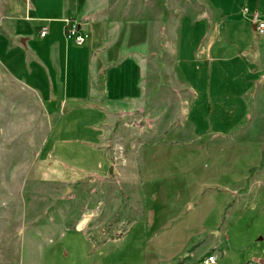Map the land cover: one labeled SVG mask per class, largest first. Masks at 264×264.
<instances>
[{
  "label": "rangeland",
  "instance_id": "obj_1",
  "mask_svg": "<svg viewBox=\"0 0 264 264\" xmlns=\"http://www.w3.org/2000/svg\"><path fill=\"white\" fill-rule=\"evenodd\" d=\"M190 1L76 0V15L105 10L108 41L99 44L117 53L109 65L124 69L109 75L95 60L85 74L78 58L89 43L75 45L64 23L44 18L56 17L62 0L11 4L10 13L24 6L27 19H10L7 41L26 38L43 62L26 70V86L3 70L7 56L0 63V95L8 93L0 98V264H203L213 251L216 264H249L264 255V103L257 109L242 95L243 64L229 71V86L224 64L209 69L213 47L199 58L201 31L213 28L189 16ZM216 1L229 11L216 27L232 57L249 39L239 36L244 16L233 0ZM263 35L252 34V45ZM134 58L143 63L140 100L127 71ZM170 66L176 73L165 72ZM121 73L126 95L98 93L100 77ZM213 79L218 97L208 94ZM189 88L196 101L188 104ZM257 90L264 96V84Z\"/></svg>",
  "mask_w": 264,
  "mask_h": 264
},
{
  "label": "crops",
  "instance_id": "obj_2",
  "mask_svg": "<svg viewBox=\"0 0 264 264\" xmlns=\"http://www.w3.org/2000/svg\"><path fill=\"white\" fill-rule=\"evenodd\" d=\"M14 1L15 0H3L2 2H0V63L3 62V60L5 59V56H7L6 57L7 58L6 59L7 68H3V70H5L7 75H9V77L13 81L23 82L22 84H24L26 86V70H29L30 65H32V64L40 65L43 62V59L41 57V54L37 52L38 50L29 49V48L26 49V41H27L26 38L24 39V44L19 42V39H13L14 42H11V43L9 41H7V36L10 32V31H7L8 26L11 27V25H12L11 22H9L10 19L15 17V16L17 17V16L23 15V14L25 15L23 17V19H27L26 8L24 6L21 9H19V11H17V9H15L13 12L10 13L9 8ZM106 1L109 2V0H106ZM75 3H76V0H62V4L60 6L61 8H60V11L58 12V15L56 17L49 16V17H44V18H47V20L58 19L62 23H64V35H65V22L63 20L67 17L77 19L81 23V27H80L81 30H83L82 27L84 25L87 27L89 26L88 30L86 32L88 34V38L90 37L89 40L87 38L88 41H86V43H89V45H88L87 49L84 50L78 58L79 62H81L83 65V69L85 71V74H87V72L89 70L93 71V65L90 69L91 60L92 61L95 60L96 67H97L100 75L118 74L119 71L124 70L122 68V65L121 66L119 65L121 63H118L117 66H115V67H111L109 65L110 64L109 62L111 60L115 59L114 57L117 55V53L111 54L112 52H115V50H112L110 48H106L105 46H102V44H99L101 42L108 41L105 26L103 25V22L106 23V20L103 19V22H102L99 19V17H103L105 15V10L102 13H100L97 9L95 12H93L91 14L76 15L75 13H73V11H71V9H72L71 7H74ZM114 3L110 4L109 9H108V13H109L111 6L115 5ZM232 3H234L235 6L240 5V8H241V14L240 15L242 17L244 16V19L239 21L241 23V25L239 26L240 27L239 36L242 39H247V38H249V39L246 42V44L244 45V49L242 51H240L238 54H236L232 57H229V55H226V53H225V50L227 49V43L226 42L222 43V40L220 42V35L218 34L219 33V26L216 27V24L219 22V20H222V22L224 23V20L228 19V16H226V14H228L229 11L224 9L223 5H221L220 3H217L216 0H192V1H190V6L188 9L189 16L197 14L200 21H202V22L205 21L203 23H206V21L208 19H210L211 23H212V28H213V31L211 33L209 31L210 29L201 31L198 49H199V46L202 48V54L201 53L199 54V58H201L203 56V54L207 55L206 49L208 47H213L215 57H214L212 64H211L209 69L212 71L214 65H216V67L218 68L219 64L222 63L225 65L227 76L229 75L228 74L229 71H231L232 69H234L235 71L238 69L236 67V65H238L239 63L243 64L242 70H243V73L247 75V80H248L249 84L248 85H245V83L242 84V86L245 87L242 95L246 97L249 94L248 97L249 98L251 97L250 99L253 100L252 102L256 103V104L258 103V106H256V108L260 109V104L262 102L264 103V96H263V93L261 92V90H257V89L261 86V84H264V76H262V75H264V51H262V48L264 47V38L260 43L257 42V43L252 45L251 37H252V34L257 35L258 38L261 36V34H259L257 32L256 26H257L258 22H262V21L264 22V0H233ZM108 5H109V3H108ZM185 5H186V3H185ZM185 5H183V6H185ZM103 6H105L104 3H102L99 7H103ZM15 8H18V6L15 5ZM242 8H247V10H248L247 14H245V15L243 14ZM96 12L99 14H96ZM36 18H39V17H36ZM15 27L17 30V28H18L17 25H15ZM41 27H46V26H41ZM46 28L49 31V28L48 27H46ZM37 30H38V28H37ZM16 34L21 36V34L18 32H16ZM209 34H210V36H208ZM47 35H48V33H47ZM174 35L175 34L173 32L171 33L168 31L167 38H169L168 39L169 43L170 42H172V43L170 46L168 45L165 47L166 48L165 50H167V54L169 51L172 52V50H169L170 48H172L174 50V45H173L174 44V41H173ZM177 35L179 36V38H182V36H184V33L178 32ZM178 36H176V39L178 38ZM157 37H159V36L157 35ZM205 38H209L211 40H206ZM96 39H98V41ZM132 43L134 44V42H132ZM220 43H221V45H218ZM19 45L23 46L24 49L22 50L21 48H19ZM198 49H197V51H198ZM177 50L180 51V48L177 47ZM96 51H98V52H96ZM138 52L139 51L134 52V54L138 55L139 54ZM103 53L106 56H103ZM242 53L245 54L246 58H242L240 56V55H242ZM57 55H59L58 49H53L52 53H51L50 60L52 61V63L54 65L60 66L61 64L59 63V58ZM190 57H191V55H190ZM69 59H70V57L68 54V48L65 46V53H64L63 61L65 63L64 67L66 70H68L67 66L69 64L68 63ZM135 61L137 62L136 58H134V61L133 60L130 61L131 64L130 65L128 64L129 69H127V71L131 70L130 84L134 83V86H135L134 96L136 97V100H140V99H143L145 92H144V88L143 89L141 88L140 93L138 92V90L136 89V82H137V78H139L142 74V67H140V64L142 65L143 63L138 62L139 65L138 64L136 65L134 63ZM16 63L21 65V67H22L21 70H16V67L14 66ZM171 64H173V63H171ZM110 69H113V70H110ZM166 71H174L175 72V67L170 66V68H165V72ZM235 71H233V72H235ZM125 78H126V76L124 74L122 75V73L117 75V77H114L113 82H112V79H110L109 77L108 78L100 77L97 81L98 93H100L101 95H107V96L117 95L118 97L126 95L127 93H126L125 89L124 90H120V89L118 90V86H119V88L124 87L123 80H125ZM208 78L210 79V75ZM85 79H86V76H85ZM228 79H229L228 85L230 86V85H232V82H231L229 76H228ZM21 80H23V81H21ZM205 80L207 81V77ZM215 80L216 79H213V81L211 82V84L214 83V85H212L210 87V89H212V90L210 92H208V94H211L214 96L216 95L218 97V94L220 92L216 91V88H217L216 81L218 83H219V81L218 80L215 81ZM141 82L139 83V85L141 84ZM37 84H39V82H37L36 85ZM208 86H210V85L208 84L207 87ZM114 87H116L117 89H114ZM252 87H253V89L256 88V90L250 91V93H248L247 90L249 88H252ZM32 92L37 96H39L41 94L40 91H38L36 89H32ZM77 92L78 91H76V93ZM188 92H189V97L192 98V99H189L186 101V103L189 104L190 102H193L196 100H195V95H194L193 89L191 90L189 88ZM83 93L85 95H88V93L87 94L85 92H83ZM7 94L8 93L6 91L2 92V95H0V98L2 96H7ZM191 95H192V97H191ZM216 99H218V98H216ZM216 99H214V101ZM23 104H26V96L23 97ZM187 112H188V114L192 113V112L194 113V110L192 107L189 106L187 108ZM22 113L25 114V112L23 110H22ZM213 252L210 253L209 255H213L216 258L215 254ZM209 255H207V256H209ZM205 259L203 260V264H206L204 262ZM251 262L254 264H256V263L257 264H264V255L261 257L255 256V255L251 256L250 263ZM216 263H217V260L215 261L214 264H216Z\"/></svg>",
  "mask_w": 264,
  "mask_h": 264
},
{
  "label": "built area",
  "instance_id": "obj_3",
  "mask_svg": "<svg viewBox=\"0 0 264 264\" xmlns=\"http://www.w3.org/2000/svg\"><path fill=\"white\" fill-rule=\"evenodd\" d=\"M63 21L65 22L66 39L72 41L77 46L84 45L87 41L88 34L81 30V23L77 19L71 17H67ZM256 30L259 34H264V22L257 23ZM37 33L40 38H44L47 35L48 30L46 27H40ZM215 260L216 258L213 255H209L204 262L206 264H214Z\"/></svg>",
  "mask_w": 264,
  "mask_h": 264
},
{
  "label": "water",
  "instance_id": "obj_4",
  "mask_svg": "<svg viewBox=\"0 0 264 264\" xmlns=\"http://www.w3.org/2000/svg\"><path fill=\"white\" fill-rule=\"evenodd\" d=\"M22 44H24V39H21L20 41ZM69 192V190H67V193Z\"/></svg>",
  "mask_w": 264,
  "mask_h": 264
},
{
  "label": "bare ground",
  "instance_id": "obj_5",
  "mask_svg": "<svg viewBox=\"0 0 264 264\" xmlns=\"http://www.w3.org/2000/svg\"><path fill=\"white\" fill-rule=\"evenodd\" d=\"M208 257V256H207Z\"/></svg>",
  "mask_w": 264,
  "mask_h": 264
},
{
  "label": "trees",
  "instance_id": "obj_6",
  "mask_svg": "<svg viewBox=\"0 0 264 264\" xmlns=\"http://www.w3.org/2000/svg\"><path fill=\"white\" fill-rule=\"evenodd\" d=\"M38 28V27H37Z\"/></svg>",
  "mask_w": 264,
  "mask_h": 264
}]
</instances>
